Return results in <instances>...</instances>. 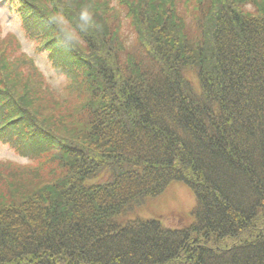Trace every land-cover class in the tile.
I'll return each instance as SVG.
<instances>
[{
  "label": "trees",
  "instance_id": "trees-1",
  "mask_svg": "<svg viewBox=\"0 0 264 264\" xmlns=\"http://www.w3.org/2000/svg\"><path fill=\"white\" fill-rule=\"evenodd\" d=\"M9 2L64 85L0 24V264H264V0Z\"/></svg>",
  "mask_w": 264,
  "mask_h": 264
},
{
  "label": "rangeland",
  "instance_id": "rangeland-1",
  "mask_svg": "<svg viewBox=\"0 0 264 264\" xmlns=\"http://www.w3.org/2000/svg\"><path fill=\"white\" fill-rule=\"evenodd\" d=\"M0 24L2 37L10 34L17 35L18 41L21 42V50L34 58L33 60L42 71L48 87L63 91L61 87L64 84L61 77L54 72L46 52L36 53L35 42L25 35L20 16L14 11L9 0H0ZM0 160H11L20 164L27 162L26 159L18 157L3 142H0ZM97 179L91 181L94 182ZM196 205L197 199L191 188L184 182H175L163 195L157 199L148 200L135 214L129 216V219H157L167 228L181 229L195 222Z\"/></svg>",
  "mask_w": 264,
  "mask_h": 264
}]
</instances>
